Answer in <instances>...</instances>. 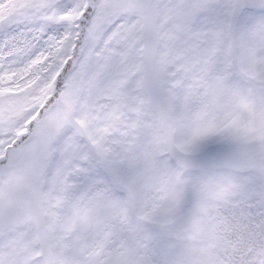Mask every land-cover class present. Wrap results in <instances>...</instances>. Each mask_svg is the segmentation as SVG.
Wrapping results in <instances>:
<instances>
[{
    "label": "snow or ice",
    "instance_id": "6c2138e0",
    "mask_svg": "<svg viewBox=\"0 0 264 264\" xmlns=\"http://www.w3.org/2000/svg\"><path fill=\"white\" fill-rule=\"evenodd\" d=\"M0 264H264V0H0Z\"/></svg>",
    "mask_w": 264,
    "mask_h": 264
}]
</instances>
